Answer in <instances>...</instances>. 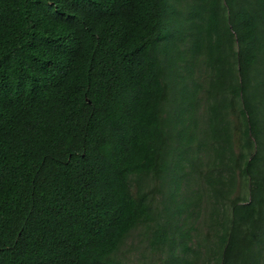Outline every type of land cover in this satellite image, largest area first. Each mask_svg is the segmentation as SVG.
Masks as SVG:
<instances>
[{
  "label": "trees",
  "instance_id": "16d2710c",
  "mask_svg": "<svg viewBox=\"0 0 264 264\" xmlns=\"http://www.w3.org/2000/svg\"><path fill=\"white\" fill-rule=\"evenodd\" d=\"M137 227L143 264H264V0H0V264Z\"/></svg>",
  "mask_w": 264,
  "mask_h": 264
},
{
  "label": "rangeland",
  "instance_id": "374dc122",
  "mask_svg": "<svg viewBox=\"0 0 264 264\" xmlns=\"http://www.w3.org/2000/svg\"><path fill=\"white\" fill-rule=\"evenodd\" d=\"M197 75L198 73H196V76ZM198 222H200V218L198 219L195 216L188 220V223H192L194 227L197 226ZM143 229L144 228L137 227L132 230L129 237L120 247L117 252V259L120 261V264H143L149 261L150 258L153 259V257L158 258L161 256L162 252L158 251L154 254L147 246L148 243H146V238L142 234L144 231ZM191 233L194 235L195 230H192ZM142 252H144L146 256H142Z\"/></svg>",
  "mask_w": 264,
  "mask_h": 264
}]
</instances>
